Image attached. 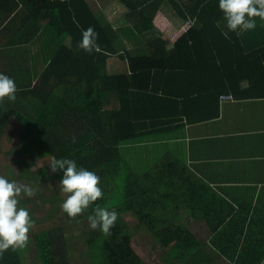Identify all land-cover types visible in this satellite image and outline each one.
<instances>
[{
	"label": "trees",
	"instance_id": "obj_1",
	"mask_svg": "<svg viewBox=\"0 0 264 264\" xmlns=\"http://www.w3.org/2000/svg\"><path fill=\"white\" fill-rule=\"evenodd\" d=\"M115 1L128 11L125 22L140 35L138 47L120 53L108 36L111 24L98 19L88 0H53L49 10L58 11L60 5L74 43L50 53L52 60L36 80L30 66L14 69V120H0V148L7 138H17L0 183V229L2 239L7 236L1 241L0 264H32L26 253L31 247L14 244L13 232L26 235L18 227L30 217L22 205L33 213L45 209L52 219L31 243L36 264H145L133 247V234L173 245L172 252L188 245L195 239L188 228L194 218L171 211L164 202L188 178L176 163L157 169L158 161H148L136 150L147 117L140 120L135 103H170L162 116L169 120L191 119L204 108L210 110L206 118L213 119L219 117L221 95L241 90L236 78L251 81L246 96H264L255 89L264 79L259 65L264 42L250 40L259 28L230 35L220 25L239 15L247 21L245 5L263 8L264 0H172L173 15L176 2L175 16L186 28L171 44L162 37L171 27L155 23L167 0ZM118 53L129 71L109 73L108 59ZM245 63L251 74L233 78L235 65ZM173 107L176 112H166ZM2 172L0 166V177ZM8 204L14 205L11 214L3 210Z\"/></svg>",
	"mask_w": 264,
	"mask_h": 264
},
{
	"label": "crops",
	"instance_id": "obj_2",
	"mask_svg": "<svg viewBox=\"0 0 264 264\" xmlns=\"http://www.w3.org/2000/svg\"><path fill=\"white\" fill-rule=\"evenodd\" d=\"M52 2L0 0V120H14V69L26 64L32 68L36 80L52 60L54 55L50 53L63 43L69 47L74 43L61 20L60 5L58 11L49 10ZM35 4L40 9L36 10ZM88 4L102 23L111 24L113 30L108 36L118 44L120 53L126 47L127 50L138 47L140 35L132 30L134 25L125 22L129 13L117 8V1L88 0ZM245 8L247 21H241L243 15H239L234 20L233 17L223 20L221 27L230 35H237L242 32L239 30L249 27L259 28L256 38L250 40L264 42V7L245 5ZM235 11L241 14L243 10ZM177 13L176 2L173 15V1L167 0L156 15L158 26L171 27L162 35L169 44L186 28L179 15L175 16ZM160 16L169 22L167 26L158 22ZM134 52L140 54L141 50ZM121 56L119 53L110 56L109 73L129 71ZM259 65L264 66V61H259ZM235 68L231 73L233 78L251 74L252 70L249 63L236 64ZM234 84L242 87L241 90L233 89L221 95L220 114L213 119L206 118L210 110L204 108L195 111L191 119L169 120L162 116L170 103L159 104L145 99L135 103L140 120L142 116L147 117L136 150L148 156V161H158L157 169H166L170 163H176L175 167L184 171L188 181L179 182L178 194L164 202L171 205V211L194 218L188 228L195 239L175 253L173 245L164 246L148 234L131 235L133 247L145 264H264V96L245 95L252 87L248 79L236 78ZM255 89L264 93V79ZM205 102H201L204 107ZM166 112H176V109L173 107ZM187 203L189 207L182 208ZM141 240L143 244L138 245ZM179 251L184 260L176 262ZM192 256L193 259L186 260Z\"/></svg>",
	"mask_w": 264,
	"mask_h": 264
},
{
	"label": "rangeland",
	"instance_id": "obj_3",
	"mask_svg": "<svg viewBox=\"0 0 264 264\" xmlns=\"http://www.w3.org/2000/svg\"><path fill=\"white\" fill-rule=\"evenodd\" d=\"M158 22L165 26H167V24L169 23L166 19H164V17L160 16V18L158 19ZM13 138V137H12ZM11 137L10 138H7L5 140V142L3 141L1 144H3L0 148V166L3 170L2 172V176L0 177V183H1V180H3V178H6V175H5V169L8 168L9 164H11V157L10 156H7V153L10 152V149L14 146V143L17 141V138L14 137V139H12ZM133 159V158H131ZM133 161V160H132ZM39 200V199H38ZM38 205L41 204V202H37ZM13 207L14 205L13 204H8V205H5L3 207V210H4V213H9L11 214V211H13ZM27 208V210L30 212L29 214V219L26 220V221H21L20 222V225H19V229H23L25 232H26V235L24 234V236H19L17 237L16 235L19 234L18 230H15V232H13V237L18 241H15L14 244L17 246L18 243H22V244H26L27 246L31 247L30 250L27 249V257H28V263H32V264H36V260L37 259V254L35 253V244H33L31 246V243H34V236H35V233H37L38 231L48 227L50 224H52V219H49L48 215L45 213V209H44V212L43 213H38V212H31L28 208V206L26 205H22L21 206V210L24 211L25 209ZM0 213H1V210H0ZM17 228V227H16ZM17 228V229H18ZM91 229V226L87 227L85 229V232L86 233H90V230ZM2 229H0V246H1V241H5L6 237L4 239H2L4 236L2 234ZM26 237L30 239V242H26ZM142 243H138V245H142L143 244V240H141ZM4 244V243H2ZM188 245H182V248L181 250H184ZM142 247V246H141ZM85 255V254H84ZM75 256V255H74ZM182 256V253L181 251H179V253H177L176 255V262H181L183 261L184 259L181 257ZM76 257V256H75ZM80 257V255L78 256ZM150 258V257H149ZM39 264V263H37Z\"/></svg>",
	"mask_w": 264,
	"mask_h": 264
}]
</instances>
